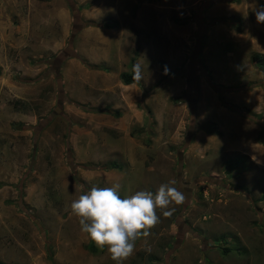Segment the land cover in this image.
Wrapping results in <instances>:
<instances>
[{
	"label": "rangeland",
	"instance_id": "rangeland-1",
	"mask_svg": "<svg viewBox=\"0 0 264 264\" xmlns=\"http://www.w3.org/2000/svg\"><path fill=\"white\" fill-rule=\"evenodd\" d=\"M254 8L264 0H0V264H115L71 202L170 180L186 202L158 211L123 264H264Z\"/></svg>",
	"mask_w": 264,
	"mask_h": 264
},
{
	"label": "clouds",
	"instance_id": "clouds-1",
	"mask_svg": "<svg viewBox=\"0 0 264 264\" xmlns=\"http://www.w3.org/2000/svg\"><path fill=\"white\" fill-rule=\"evenodd\" d=\"M253 10L256 22L264 23V8ZM167 71L165 68V74ZM139 72L140 66L133 65L134 80ZM175 184V180H170L155 193L139 190L124 198L118 194V183L111 187L93 186L71 202L70 213L78 219L80 231L88 240L100 249L106 248L115 264H123L133 255L137 241L148 237L159 223L158 211L169 217L175 211L171 206L186 202L185 193Z\"/></svg>",
	"mask_w": 264,
	"mask_h": 264
},
{
	"label": "trees",
	"instance_id": "trees-1",
	"mask_svg": "<svg viewBox=\"0 0 264 264\" xmlns=\"http://www.w3.org/2000/svg\"><path fill=\"white\" fill-rule=\"evenodd\" d=\"M259 58H260L259 56L255 55L253 57V60L254 61H259ZM120 79H121V81H122V83L124 85H129V84L134 83L133 76L131 74H121L120 75ZM107 166H109L112 169L113 168H117L114 164H111V163L110 164H107ZM87 249H88V251L90 253H96V249L93 247L92 244H89L88 247H87ZM226 251H227V249L223 250V252H226Z\"/></svg>",
	"mask_w": 264,
	"mask_h": 264
}]
</instances>
